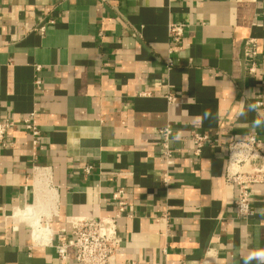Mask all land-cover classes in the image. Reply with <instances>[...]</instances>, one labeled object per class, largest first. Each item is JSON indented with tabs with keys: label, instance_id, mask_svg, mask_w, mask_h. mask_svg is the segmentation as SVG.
Masks as SVG:
<instances>
[{
	"label": "crops",
	"instance_id": "obj_1",
	"mask_svg": "<svg viewBox=\"0 0 264 264\" xmlns=\"http://www.w3.org/2000/svg\"><path fill=\"white\" fill-rule=\"evenodd\" d=\"M263 7L0 0V120L20 124L34 113L40 130L36 151L21 126L0 146V264H60L56 234L70 239L75 218L113 217L117 190L131 217L119 222L113 264H264V185L244 220L224 182L228 142L248 134L264 142ZM178 22L187 33L171 55L169 26ZM251 38L256 75L244 55ZM168 126L171 167L158 136ZM192 130L213 142L198 157L186 141ZM40 224L50 235L35 240Z\"/></svg>",
	"mask_w": 264,
	"mask_h": 264
},
{
	"label": "built area",
	"instance_id": "obj_2",
	"mask_svg": "<svg viewBox=\"0 0 264 264\" xmlns=\"http://www.w3.org/2000/svg\"><path fill=\"white\" fill-rule=\"evenodd\" d=\"M110 0H101L107 4ZM264 14V7H263ZM32 30V29H31ZM33 30H37L34 28ZM44 32L45 27L39 28ZM187 33V25L174 23L169 26V37L173 45L170 54L175 53L174 48H179L181 41ZM245 58L250 66L248 73L257 74V57L259 55L258 42L251 38L246 42ZM168 67L173 66L172 58L167 62ZM39 69V68H38ZM264 89V80L262 81ZM168 102H172L174 95L168 92ZM21 126L32 136L33 149L39 147L40 130L35 122V114L23 119L20 124L8 119L0 120V146L8 147L6 141L7 133ZM163 151L162 156L167 167L174 165L171 142L174 139V131L168 126L158 130ZM194 147L195 156H200L207 145H213L211 136L206 132L192 130L186 139ZM227 164L225 169L224 182L227 188H234L237 192L233 202L237 218L247 220L253 215V199L258 193L257 186L264 185V142L260 141L253 134H248L244 139L231 140L227 145ZM92 166L84 167L83 172L88 175ZM165 182L168 183V176L165 175ZM115 203V215L113 217H83L75 218L72 222V236L67 239L62 230L56 234L57 243L54 250L60 264H69V253L74 252L76 264H113L116 256L123 248V239L119 233V222L122 219L130 218L129 202L123 190H117L112 194ZM18 231V227H14ZM53 235L49 244L53 243Z\"/></svg>",
	"mask_w": 264,
	"mask_h": 264
},
{
	"label": "bare ground",
	"instance_id": "obj_3",
	"mask_svg": "<svg viewBox=\"0 0 264 264\" xmlns=\"http://www.w3.org/2000/svg\"><path fill=\"white\" fill-rule=\"evenodd\" d=\"M47 189V188H46ZM47 190H49V189H47ZM38 191H39V189H38ZM52 191V190H51ZM46 192V191H45ZM40 195V194H39ZM52 195V194H51ZM54 195V194H53ZM51 197V196H50ZM54 198V197H53ZM36 204V203H35ZM34 206V205H33ZM37 209H38V203H37ZM34 209V208H33ZM41 210V209H40ZM38 211H39V209H38ZM37 211V212H38ZM36 212V213H37ZM33 213V212H32ZM35 213V214H36ZM29 214V213H28ZM34 214V213H33ZM30 215V214H29ZM28 215V216H29ZM37 215V214H36ZM27 216V217H28ZM35 217V216H34ZM37 220V219H36ZM21 221V220H20ZM39 221V220H38ZM33 222V221H32ZM37 222V221H36ZM38 223V222H37ZM32 226H34V225H32ZM36 226V225H35ZM35 226L33 227L34 228V232H35V234H34V238H35V240H39V239H41V238H44V239H46L47 237H49V235H50V231H49V229L48 228H44L43 226H41V224L39 225V226H37V228H35Z\"/></svg>",
	"mask_w": 264,
	"mask_h": 264
},
{
	"label": "clouds",
	"instance_id": "obj_4",
	"mask_svg": "<svg viewBox=\"0 0 264 264\" xmlns=\"http://www.w3.org/2000/svg\"><path fill=\"white\" fill-rule=\"evenodd\" d=\"M258 255L261 257H264V253H259Z\"/></svg>",
	"mask_w": 264,
	"mask_h": 264
}]
</instances>
